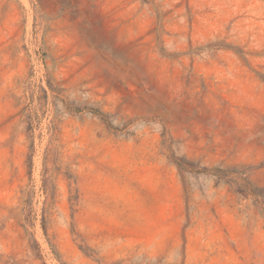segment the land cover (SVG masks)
I'll list each match as a JSON object with an SVG mask.
<instances>
[{
	"label": "rangeland",
	"instance_id": "rangeland-1",
	"mask_svg": "<svg viewBox=\"0 0 264 264\" xmlns=\"http://www.w3.org/2000/svg\"><path fill=\"white\" fill-rule=\"evenodd\" d=\"M0 264H264V0H0Z\"/></svg>",
	"mask_w": 264,
	"mask_h": 264
}]
</instances>
